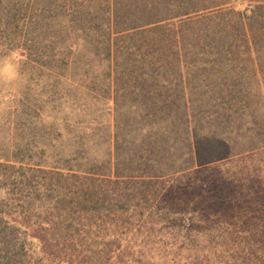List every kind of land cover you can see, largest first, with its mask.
<instances>
[{"label": "trees", "instance_id": "1", "mask_svg": "<svg viewBox=\"0 0 264 264\" xmlns=\"http://www.w3.org/2000/svg\"><path fill=\"white\" fill-rule=\"evenodd\" d=\"M0 264H264V0H0Z\"/></svg>", "mask_w": 264, "mask_h": 264}, {"label": "rangeland", "instance_id": "2", "mask_svg": "<svg viewBox=\"0 0 264 264\" xmlns=\"http://www.w3.org/2000/svg\"><path fill=\"white\" fill-rule=\"evenodd\" d=\"M10 61L7 63V66L1 69V77L6 81H11L14 78V67L9 66Z\"/></svg>", "mask_w": 264, "mask_h": 264}]
</instances>
